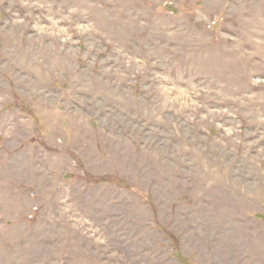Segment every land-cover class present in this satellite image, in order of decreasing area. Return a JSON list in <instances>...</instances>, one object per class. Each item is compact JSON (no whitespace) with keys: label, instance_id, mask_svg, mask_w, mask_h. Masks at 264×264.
I'll return each mask as SVG.
<instances>
[{"label":"rangeland","instance_id":"1","mask_svg":"<svg viewBox=\"0 0 264 264\" xmlns=\"http://www.w3.org/2000/svg\"><path fill=\"white\" fill-rule=\"evenodd\" d=\"M0 264H264V0H0Z\"/></svg>","mask_w":264,"mask_h":264}]
</instances>
